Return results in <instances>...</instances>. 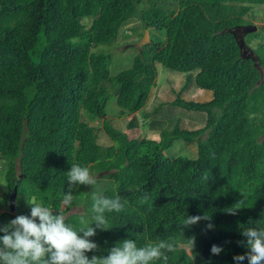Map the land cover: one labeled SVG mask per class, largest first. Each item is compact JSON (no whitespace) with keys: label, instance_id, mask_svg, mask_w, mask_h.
I'll list each match as a JSON object with an SVG mask.
<instances>
[{"label":"trees","instance_id":"obj_1","mask_svg":"<svg viewBox=\"0 0 264 264\" xmlns=\"http://www.w3.org/2000/svg\"><path fill=\"white\" fill-rule=\"evenodd\" d=\"M258 5L264 0H0V160L8 191L16 184L17 197L59 209L76 227L94 192L85 185L69 189L67 171L75 164L108 171L112 186L98 196L118 195L124 207L107 214L109 229L90 238L98 250L89 257L123 239L138 246L163 240L175 243L174 252H165L168 264H234V256L248 251L242 231L264 228V71L258 67L264 68V42L252 49L257 31L243 37L244 55L251 50L255 59L244 57L238 43ZM130 18L162 30L165 40L135 48L131 67L111 76V54L94 48L115 41ZM156 64L197 70L190 79L211 90L212 99L176 95L169 103L206 113L203 127L174 125L157 139L137 140L113 126L109 98L123 113L141 111ZM84 113L102 119L110 144L98 143ZM176 139L196 144V156H164ZM69 190L73 202L65 207L62 194ZM73 203H83V213H69ZM184 215L208 219L185 226ZM16 216L0 212V225ZM188 239L195 241L189 262ZM212 243L219 253L209 252Z\"/></svg>","mask_w":264,"mask_h":264},{"label":"clouds","instance_id":"obj_2","mask_svg":"<svg viewBox=\"0 0 264 264\" xmlns=\"http://www.w3.org/2000/svg\"><path fill=\"white\" fill-rule=\"evenodd\" d=\"M94 183L95 178L88 167L75 164L67 171L69 189ZM92 200L89 213L79 217L76 227L66 223L65 215L59 209L36 200H27V215H17L7 224L0 225V264H153L158 260L168 264L169 257L165 252H174L175 243L163 240L138 246L135 239H123L108 249L106 254L89 257L87 253L98 250V244L90 238L96 236L97 230L109 229L107 214L121 212L124 207L118 195L107 197L94 194ZM62 202L65 207L72 204L70 190L62 194ZM8 211L13 213L15 210L11 212L8 207ZM202 218L208 219L184 215L179 224L192 225ZM206 227L211 229L212 224L208 223ZM242 235L248 251L244 255L234 256V264H244L245 261L246 264H264V228L249 227L242 231ZM184 241L188 245L186 254L190 256L189 262L194 258L195 241ZM220 247L212 243L209 252L219 253Z\"/></svg>","mask_w":264,"mask_h":264},{"label":"rangeland","instance_id":"obj_3","mask_svg":"<svg viewBox=\"0 0 264 264\" xmlns=\"http://www.w3.org/2000/svg\"><path fill=\"white\" fill-rule=\"evenodd\" d=\"M248 20L251 26H255L257 31L256 39L250 41V47L256 48L259 42H264V5H258L252 8ZM82 21L86 25L90 24L91 17L83 18ZM249 25V26H250ZM128 27V28H127ZM131 28V29H130ZM130 29V30H129ZM141 21L137 18H130L125 21L118 29V35L115 41L111 43L99 44L94 49L96 51H104L111 54L112 62L110 65V75L113 76L121 70L130 68L132 65L133 56L136 54V49L133 46L143 36L144 30ZM240 32L238 38H243L250 32ZM164 34V35H163ZM150 40L153 42H164L165 33L162 30L150 29L149 32ZM248 50L246 51V53ZM157 70V77L155 80V86L150 90L148 100L145 107L141 111L136 112H121L116 104L114 96L110 97L106 105L107 117L112 119L113 126L120 130L127 131V134L131 138L141 140L142 138H158V133L162 129L170 130L174 125H177L181 129L195 130L201 128L206 122V113L200 111H191L182 107L172 105L171 101L174 100L176 95L187 101L195 100L194 96L198 88L195 83H191L194 74L197 70L192 73H180L174 70L165 68L161 64L155 65ZM261 72L264 68L258 64ZM189 79H188V78ZM187 78V85L181 92L179 88L184 86ZM191 80V81H190ZM184 82V83H183ZM204 98V97H203ZM199 102V101H198ZM205 102V101H204ZM160 106L153 113L155 106ZM151 113L148 118H145L144 113ZM88 113H84L83 118L92 126L96 128L97 141L101 145H108L111 143L108 136L102 130V123L99 118H90ZM133 124L132 126H127ZM196 144L191 142L189 145L182 139H176L172 145L164 150V156L169 158H175L177 156H187L194 158L196 156ZM0 160V212L6 211L8 207V197L10 191L5 181L6 165H3ZM90 171V170H89ZM110 172H95L90 171V174L95 178V183L92 185H85V192H94L95 195L100 194L104 189L112 186V181L109 179ZM106 175V176H105ZM27 200L22 196H18L15 200V215H27L29 212V206ZM34 200V199H30ZM69 213H83V203H73Z\"/></svg>","mask_w":264,"mask_h":264},{"label":"water","instance_id":"obj_4","mask_svg":"<svg viewBox=\"0 0 264 264\" xmlns=\"http://www.w3.org/2000/svg\"><path fill=\"white\" fill-rule=\"evenodd\" d=\"M242 29L244 31L243 32V34H244L246 32L255 31L256 28H255V26H251V25L249 26V25H247V26H243ZM148 42H150L149 32H148V29H145L142 38L136 44H134L133 46L135 48H137V49L140 50L141 47L144 44L148 43ZM238 43H239V46H240L241 50H243V48L245 47L244 46L243 38H239V42ZM242 53L244 55L245 52L242 51ZM246 56H249V57H252V58L255 59L254 54H253L252 51H250L248 55H244V57H246ZM16 187L17 186L15 184L14 187L12 188V190L10 191L9 197H8V207H9V210L11 212H13L15 210V199H16V196H17V189H16Z\"/></svg>","mask_w":264,"mask_h":264},{"label":"crops","instance_id":"obj_5","mask_svg":"<svg viewBox=\"0 0 264 264\" xmlns=\"http://www.w3.org/2000/svg\"><path fill=\"white\" fill-rule=\"evenodd\" d=\"M187 78H186V82L185 83L183 82L184 85L187 83ZM193 82H194V80L192 79L191 83H193ZM181 88H179L178 90L180 91ZM212 97H213V94H212L211 90L199 89L197 91L196 95L194 96V99H195L194 101H199V102L209 101L212 99Z\"/></svg>","mask_w":264,"mask_h":264},{"label":"flooded vegetation","instance_id":"obj_6","mask_svg":"<svg viewBox=\"0 0 264 264\" xmlns=\"http://www.w3.org/2000/svg\"><path fill=\"white\" fill-rule=\"evenodd\" d=\"M238 36H239V35H238ZM247 49H248V48H245V49H244V52L247 51Z\"/></svg>","mask_w":264,"mask_h":264}]
</instances>
